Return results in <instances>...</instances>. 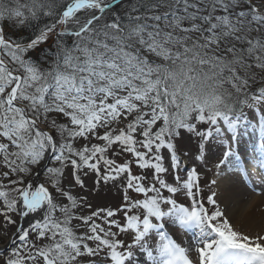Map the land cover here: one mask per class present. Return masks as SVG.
<instances>
[{"label":"snow or ice","instance_id":"1","mask_svg":"<svg viewBox=\"0 0 264 264\" xmlns=\"http://www.w3.org/2000/svg\"><path fill=\"white\" fill-rule=\"evenodd\" d=\"M226 175L264 184V0H0V264H264Z\"/></svg>","mask_w":264,"mask_h":264},{"label":"bare ground","instance_id":"2","mask_svg":"<svg viewBox=\"0 0 264 264\" xmlns=\"http://www.w3.org/2000/svg\"><path fill=\"white\" fill-rule=\"evenodd\" d=\"M214 190L218 191L221 207L229 208L228 214L243 230L258 228L264 223V184L255 181L245 186L233 176L226 175L219 188L214 187Z\"/></svg>","mask_w":264,"mask_h":264},{"label":"rangeland","instance_id":"3","mask_svg":"<svg viewBox=\"0 0 264 264\" xmlns=\"http://www.w3.org/2000/svg\"><path fill=\"white\" fill-rule=\"evenodd\" d=\"M185 147L189 148L192 151H195V146L190 144H185ZM200 171L203 172V176L201 178V183L203 185H210L211 175L215 176V169L212 167V160L210 159L207 166H201ZM214 190V186H209L205 188V195L210 194V191ZM95 198V202L100 205H110L118 201L119 194L115 189L109 191L107 187H103L97 193H93ZM155 239V237H153ZM192 258H195L193 252L190 254Z\"/></svg>","mask_w":264,"mask_h":264}]
</instances>
